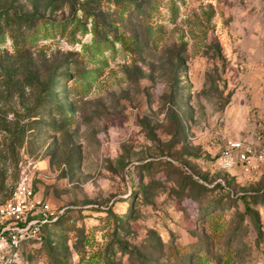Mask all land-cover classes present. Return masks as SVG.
Listing matches in <instances>:
<instances>
[{
	"label": "rangeland",
	"instance_id": "1",
	"mask_svg": "<svg viewBox=\"0 0 264 264\" xmlns=\"http://www.w3.org/2000/svg\"><path fill=\"white\" fill-rule=\"evenodd\" d=\"M255 132L264 0H0V203L25 170L64 209L0 264H264V170L215 164Z\"/></svg>",
	"mask_w": 264,
	"mask_h": 264
},
{
	"label": "built area",
	"instance_id": "2",
	"mask_svg": "<svg viewBox=\"0 0 264 264\" xmlns=\"http://www.w3.org/2000/svg\"><path fill=\"white\" fill-rule=\"evenodd\" d=\"M174 164H178V162ZM218 169L228 172L235 168L246 174L264 170V132L255 133L253 142L247 139H230L216 156ZM183 170L197 178L186 167ZM21 170L10 196L0 203V239L18 245L22 240L37 238L41 229L56 222L64 209L56 210L48 201L36 198L28 177ZM225 185L222 179L218 180Z\"/></svg>",
	"mask_w": 264,
	"mask_h": 264
},
{
	"label": "trees",
	"instance_id": "3",
	"mask_svg": "<svg viewBox=\"0 0 264 264\" xmlns=\"http://www.w3.org/2000/svg\"><path fill=\"white\" fill-rule=\"evenodd\" d=\"M153 5V4H152ZM33 16H28V17H24L23 18V23H24V28L21 27L20 31L19 32H16V34H11V39L13 41V44H14V47L15 49H17V51H20L24 48H27L28 46H31L35 40V37L37 38L40 33V31H42V34L44 35H47L48 34V29L46 28L47 26V22H44L43 20H40L38 18H32ZM53 26V24H51ZM50 26V25H49ZM58 28H60V31L63 32V30L65 29V26L63 23H58L57 24ZM94 43L95 44H99L100 42H103L104 44L106 45H110V43L108 41H104L100 38V35L97 31V26L94 28ZM98 38V39H97ZM100 39V40H99ZM86 77V76H85ZM83 77V78H85ZM15 135V141H17V139L20 137V133L17 132ZM176 167H179V169L187 176H189L190 178L196 180L198 178H194L191 174H188L186 173L182 166H186L184 164H181L180 162H178V164H175ZM187 167V166H186ZM188 168V167H187ZM189 169V168H188ZM190 170V169H189ZM191 171V170H190ZM191 173L193 174V172L191 171ZM224 181V180H223ZM225 185H222L220 182L218 183L220 185V187L222 188V191L226 193V196L229 198H234V199H240V200H243V201H247V199L250 197L248 195L250 194H246V193H240L238 195H235V196H230V192H229V187L227 186L226 182L224 181ZM206 186H209V187H213L211 185H208V184H205ZM11 194V193H10ZM10 196V195H9ZM7 199V198H6ZM132 202H130L131 204ZM246 210H250L249 206H246ZM212 213L209 212V214H207V216H210ZM213 219H215V217H213ZM56 222L52 223V224H55ZM47 226V225H46ZM45 227V226H44ZM43 227V228H44ZM42 228V229H43ZM41 229V230H42ZM260 233V231H259ZM36 239V238H35ZM37 239H43V236H42V233L40 231L39 233V237H37ZM27 240H30V239H27ZM173 261H177V263L179 262V260L177 259V256L178 255V252L176 250H174V253H173ZM176 259V260H175ZM172 261V263H173Z\"/></svg>",
	"mask_w": 264,
	"mask_h": 264
},
{
	"label": "crops",
	"instance_id": "4",
	"mask_svg": "<svg viewBox=\"0 0 264 264\" xmlns=\"http://www.w3.org/2000/svg\"><path fill=\"white\" fill-rule=\"evenodd\" d=\"M255 133H256V132H255ZM255 133H254V134H253V133L249 134V135L246 137V139H247L248 141H250V142H253V138H254Z\"/></svg>",
	"mask_w": 264,
	"mask_h": 264
}]
</instances>
